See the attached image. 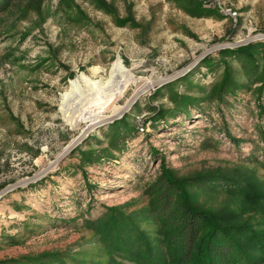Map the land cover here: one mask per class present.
Here are the masks:
<instances>
[{
    "label": "rangeland",
    "instance_id": "rangeland-1",
    "mask_svg": "<svg viewBox=\"0 0 264 264\" xmlns=\"http://www.w3.org/2000/svg\"><path fill=\"white\" fill-rule=\"evenodd\" d=\"M118 58L132 80L98 101L121 88ZM263 74L264 0H13L0 12V264H138L121 229L134 221L158 252L147 190L164 171L200 210L264 230ZM223 83L233 92L212 100ZM200 176L242 181L252 202L188 184ZM121 215L128 249L90 224Z\"/></svg>",
    "mask_w": 264,
    "mask_h": 264
},
{
    "label": "trees",
    "instance_id": "trees-1",
    "mask_svg": "<svg viewBox=\"0 0 264 264\" xmlns=\"http://www.w3.org/2000/svg\"><path fill=\"white\" fill-rule=\"evenodd\" d=\"M13 0H0V12L8 9ZM101 6V5H100ZM106 11L107 6H101ZM240 57L256 63L249 47L240 49ZM264 91V74L260 78ZM233 91L227 84L217 86L211 94L214 101H224ZM188 184L209 190L223 189L242 200L252 202V195L242 181L214 176H200ZM183 184L172 173L164 171L149 187L150 209L159 228L158 252L134 221L127 223L123 232H129L127 244L121 241L120 222L123 216H112L100 222L91 221L95 231L114 236L122 248L130 251L138 264H259L264 260V230L235 227L220 216L200 210L186 196ZM264 221V220H263ZM264 223V222H263ZM125 230V231H124ZM127 251V250H126Z\"/></svg>",
    "mask_w": 264,
    "mask_h": 264
},
{
    "label": "bare ground",
    "instance_id": "bare-ground-1",
    "mask_svg": "<svg viewBox=\"0 0 264 264\" xmlns=\"http://www.w3.org/2000/svg\"><path fill=\"white\" fill-rule=\"evenodd\" d=\"M227 13V12H226ZM230 13V11H229ZM233 14V13H232ZM235 15V14H234ZM94 74L95 75H99L101 73H103V70L99 69V68H94L93 70ZM110 76L111 78L119 83L121 85V88H118V85L116 84L115 85V88H113L112 90L106 92V88H100L102 89V92L99 93V97H97L98 101L99 100H103L105 101V103H107V101H112L114 100L116 97L120 96V94L123 93V89H124V85L123 83L126 81V80H132V77L131 75L129 74V71L128 69L126 68V66L124 65V63L122 62V60L120 58H118L111 66V69H110ZM81 81L84 82V83H90L92 86H98L99 82H96V81H92L89 77H87L86 75L84 74H81ZM85 80V81H84ZM79 84V81L78 79H73V80H70L69 82V85H70V89L65 92L63 95H62V100L63 102H67V101H70L73 97V93H74V90L76 88H78V85ZM103 86V85H102ZM109 86V85H108ZM101 87V86H100ZM148 87V86H147ZM146 87V88H147ZM108 88V87H107ZM143 92V91H141ZM140 91L138 93H136L134 95V98L128 102V104L126 105V108L127 109L129 106H130V103L135 100L141 93ZM105 94V95H103ZM74 98V97H73ZM108 106V105H107ZM119 110V109H118ZM115 110V114H120L122 113L123 110ZM73 119V121H72ZM87 119H84V118H70V123L71 124H74V125H78L79 123L85 121ZM89 122H90V125L89 127L86 129L85 132L83 133H86L87 131H89L92 127H94L95 125L99 124L102 119L100 118V115H96V117H91V119H88ZM84 135V134H83ZM82 137H76L75 139H73L70 144L64 148L63 152L60 154V158H58V161L64 157L74 146H76L80 141H81Z\"/></svg>",
    "mask_w": 264,
    "mask_h": 264
}]
</instances>
